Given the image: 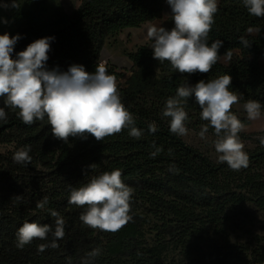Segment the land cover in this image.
<instances>
[{
	"label": "trees",
	"instance_id": "trees-1",
	"mask_svg": "<svg viewBox=\"0 0 264 264\" xmlns=\"http://www.w3.org/2000/svg\"><path fill=\"white\" fill-rule=\"evenodd\" d=\"M58 1L16 0L17 8L11 6L13 0H1L8 5V34L21 36L14 59L35 40L52 37L47 70L67 72L72 65H82L93 73L107 40L160 19L167 2L78 0V7L67 14ZM217 4L208 44L221 40L222 46L209 73L180 74L170 62L154 59L151 46L127 53V71L105 64L108 74L116 77L135 127L143 132L140 139L125 128L103 141L87 135L65 142L52 135L46 116L26 125L18 110L5 106V98H0V108L6 112V120H0V146L6 147L0 152V264H84L85 260L88 264H264V233L247 241L234 240L230 233L236 224L250 220L245 208L264 216V146L258 139L264 132L239 133L249 164L236 171L172 134L170 118L162 117L166 100L175 97L179 86L225 74L231 76L230 90L239 97L233 114L247 126V117L235 106L256 100L264 116V17L250 15L242 0H217ZM240 37L251 46L246 48ZM184 107L186 127L198 134L207 121L201 119L194 95ZM152 122L157 125L155 133L148 130ZM206 137L214 141V130L210 128ZM153 144L163 149L155 158L150 156ZM24 147L30 148L31 163L17 164L13 155ZM115 169L121 170L123 182L133 190L132 219L114 233L91 229L79 219L86 209L68 203L71 187ZM44 197L49 201L46 209H38L37 202ZM48 209L65 220L59 246L38 251V245L51 244L49 233L46 240L34 239L18 249L17 233L24 222L54 227ZM96 248L100 255L90 258Z\"/></svg>",
	"mask_w": 264,
	"mask_h": 264
},
{
	"label": "clouds",
	"instance_id": "clouds-1",
	"mask_svg": "<svg viewBox=\"0 0 264 264\" xmlns=\"http://www.w3.org/2000/svg\"><path fill=\"white\" fill-rule=\"evenodd\" d=\"M167 3L171 8L174 27L167 30L162 26H149L147 29V38L152 41L153 58L161 63L170 62L172 69L180 74L209 73L220 57L219 49L222 46L221 40L212 42L210 46L208 44L218 11L217 0H167ZM242 4L250 15L264 17V0H242ZM0 6L8 7L7 4ZM11 6L19 7L16 0ZM247 31L251 33L253 29ZM20 39L19 34L0 35V98H5V106L18 110L17 115L24 124L31 125L36 120H44L46 116L52 135L65 142L69 137L87 135L103 141L125 128L130 129L131 137L141 138L142 130L135 127L133 115L121 101L116 77L108 74L104 63L98 64L93 73L87 72L82 65H72L67 72L47 70L45 64L50 50L49 41L53 38L35 40L25 50L18 52L14 59L12 54ZM240 41L246 48L251 46L244 37H240ZM227 55L230 57L231 54ZM231 80V76L225 74L208 82L201 80L194 86L188 82L179 86L175 97L166 100L162 117L170 118L169 130L172 134L179 137L188 135V113L184 105L194 95L202 109L201 119L207 121L201 125L198 136L205 139L209 129H213L216 137L213 145L218 162L239 171L248 167L249 156L239 136L246 125L232 112L233 105L239 103V97L230 90ZM243 107L249 120L261 118L260 102L248 100ZM0 120H6L4 108H0ZM148 130L155 133L156 123H150ZM258 139L264 146V136ZM152 147L155 148L150 153L153 158L163 151L155 144ZM29 152V147L19 149L13 155L14 162L30 164L32 157ZM90 168H95V164ZM132 194L133 190L122 180L121 170L115 169L92 177L82 186L71 187L68 203L86 209L79 219L87 227L114 233L132 219L129 215ZM48 202V197H44L36 207L45 210ZM47 211L55 218L54 227L24 222L17 233L18 249H23L34 239L46 240L49 233L53 236L51 244L38 245V251L59 246L57 240L65 235V220L57 211ZM99 255V248L88 254L90 258ZM84 264H88V260Z\"/></svg>",
	"mask_w": 264,
	"mask_h": 264
},
{
	"label": "rangeland",
	"instance_id": "rangeland-1",
	"mask_svg": "<svg viewBox=\"0 0 264 264\" xmlns=\"http://www.w3.org/2000/svg\"><path fill=\"white\" fill-rule=\"evenodd\" d=\"M0 5H3L0 0ZM58 5L65 13L70 14L79 5L78 0H59ZM7 9L0 6V35L8 33V23H5L7 16ZM172 13L169 4L166 2L162 16L158 20L146 23L136 29H127L120 32L115 37L107 40L102 48L100 62L109 64L115 67L119 71H127L130 68V62L127 59V53L132 52L136 47L139 46H151L152 41L147 38V29L149 26L164 27L170 30L174 21L172 20ZM244 104H238L235 109L240 115L246 116V111L243 107ZM248 119V118H247ZM249 124L245 130L242 131L245 135L260 134L264 132V116L255 121L249 120ZM184 141L202 152L210 156L213 159L218 158V154L215 152L213 141L209 138L201 139L197 133L189 130L188 135L182 137ZM6 150V147L0 146V152ZM250 214V220L242 222L237 226H233L230 229L231 238L234 240L247 241L251 235H260L264 233V216L255 214V212L249 208H245ZM245 221V220H243Z\"/></svg>",
	"mask_w": 264,
	"mask_h": 264
}]
</instances>
